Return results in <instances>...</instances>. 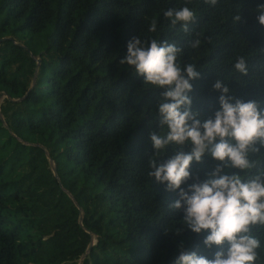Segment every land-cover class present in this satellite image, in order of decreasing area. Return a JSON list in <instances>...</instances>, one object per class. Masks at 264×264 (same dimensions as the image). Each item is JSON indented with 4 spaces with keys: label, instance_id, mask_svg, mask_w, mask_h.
I'll return each instance as SVG.
<instances>
[{
    "label": "trees",
    "instance_id": "obj_1",
    "mask_svg": "<svg viewBox=\"0 0 264 264\" xmlns=\"http://www.w3.org/2000/svg\"><path fill=\"white\" fill-rule=\"evenodd\" d=\"M261 4L0 0V91L18 98L0 99V264H78L92 235L82 264H175L181 243L213 258L218 249L204 246L206 233H175L184 227L183 213L169 206L177 192L148 176L149 159L156 158L149 133H163L156 108L161 90L120 60L133 36L167 40L182 48V64L194 63L201 73L189 95L202 119L220 108L212 87L218 79L231 95L264 109V26L255 11ZM184 6L196 14L187 33L163 15ZM154 20L157 30L150 32ZM197 34L202 43L192 49ZM241 56L247 75L234 69ZM250 158L261 162L252 174L264 168V153ZM215 163L206 155L190 171L203 180ZM253 233L261 241L257 264H264V228Z\"/></svg>",
    "mask_w": 264,
    "mask_h": 264
},
{
    "label": "clouds",
    "instance_id": "obj_2",
    "mask_svg": "<svg viewBox=\"0 0 264 264\" xmlns=\"http://www.w3.org/2000/svg\"><path fill=\"white\" fill-rule=\"evenodd\" d=\"M215 5L217 0H204ZM257 20L264 26V4L255 10ZM171 26L180 24L184 32L196 20V14L189 7L168 9L163 13ZM241 20L239 14L234 23ZM154 20L149 31L156 32ZM202 41H189L197 49ZM182 48L167 40L142 41L133 36L127 43V52L120 60L135 69L144 83L152 85L159 92L157 121L163 133L152 131L149 138L156 158L149 159V177L165 185V191L177 192L178 199L169 206L183 213L182 224L176 234L185 229L203 234V244L208 250H218L209 259L196 251H187L183 243L178 245L179 255L175 264H257L262 257L258 249L261 241L253 233L257 226L264 228V168L256 174L253 169L259 160L250 157L261 154L264 148V109L255 100L244 101L230 94L224 80L218 79L213 90L220 93L219 110L207 119L199 111L192 110V81L200 79L194 63H181ZM234 69L242 75L248 74L243 56L237 58ZM175 145L173 155L159 163L161 153ZM190 146V151L184 148ZM209 156L215 161L206 178L200 180L190 171L192 163L204 162ZM238 170V171H233ZM191 184L182 187L188 180Z\"/></svg>",
    "mask_w": 264,
    "mask_h": 264
},
{
    "label": "water",
    "instance_id": "obj_3",
    "mask_svg": "<svg viewBox=\"0 0 264 264\" xmlns=\"http://www.w3.org/2000/svg\"><path fill=\"white\" fill-rule=\"evenodd\" d=\"M3 37H0V39H2ZM36 63H38V61H39V58L37 57L36 59ZM33 79H34V73H33V75H32V77H31V80H30V83L28 84V86H27V88H26V90H25V93L30 89V87L32 86V84H33ZM1 96H6L7 98H9V99H13V100H15V99H18V98H12V97H10V96H8L4 91H0V97ZM1 119H2V117H0ZM5 125V124H4ZM45 155H46V157H47V159H48V161H49V165H50V169H51V172H52V174L56 177V179L58 180V182H59V179H58V177H57V174H56V169H55V166H54V163H53V161H52V159H51V157L49 156V154L45 151ZM69 196L72 198V196L69 194ZM73 199V198H72ZM75 202V201H74ZM76 204V203H75ZM80 219H81V213L78 215V220L80 221ZM95 241V237H94V235H92L91 236V239H90V241L87 243V245H86V248H85V250L83 251V253L81 254V256L78 258V264H82V262H81V258H82V256L85 254V252L88 250V248L90 247V245L93 243Z\"/></svg>",
    "mask_w": 264,
    "mask_h": 264
},
{
    "label": "rangeland",
    "instance_id": "obj_4",
    "mask_svg": "<svg viewBox=\"0 0 264 264\" xmlns=\"http://www.w3.org/2000/svg\"><path fill=\"white\" fill-rule=\"evenodd\" d=\"M33 57L36 59L38 56H37V55H34ZM1 98H2V96L0 97V99H1Z\"/></svg>",
    "mask_w": 264,
    "mask_h": 264
}]
</instances>
